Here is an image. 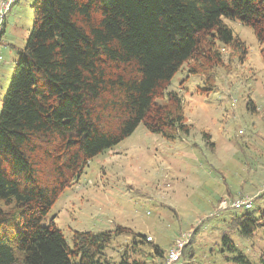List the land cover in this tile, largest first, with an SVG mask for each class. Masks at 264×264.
<instances>
[{
	"label": "trees",
	"instance_id": "obj_1",
	"mask_svg": "<svg viewBox=\"0 0 264 264\" xmlns=\"http://www.w3.org/2000/svg\"><path fill=\"white\" fill-rule=\"evenodd\" d=\"M33 20L0 113V264H111L106 249L130 230L74 232L70 249L44 220L89 162L140 124L169 141L189 134L173 78L187 63L211 81L223 46L244 60L246 46L224 20L251 28L264 57V0H35ZM241 212L229 227L251 238L264 211ZM146 237L132 241L134 254L145 247L163 260ZM222 242L236 250L227 234Z\"/></svg>",
	"mask_w": 264,
	"mask_h": 264
},
{
	"label": "rangeland",
	"instance_id": "obj_2",
	"mask_svg": "<svg viewBox=\"0 0 264 264\" xmlns=\"http://www.w3.org/2000/svg\"><path fill=\"white\" fill-rule=\"evenodd\" d=\"M34 1L20 0L6 18L0 44V113L15 62L33 28ZM224 22L245 44L244 60L241 51L223 46L224 66L211 81L190 73L186 63L169 86L183 100L190 133L169 141L140 124L130 137L93 158L77 184L61 194L43 225L54 222L70 249L74 232L123 227L130 233L114 236L105 251L111 264L122 256L163 264L152 261L149 248L134 254L132 241L139 234L153 236L152 244L165 255L177 239L191 234L193 244L179 264H238L232 259L240 255L249 264H261L264 227L251 238L241 236L229 224L242 212L221 205L251 197L254 212L264 211L263 48L251 28ZM225 234L235 251L223 245Z\"/></svg>",
	"mask_w": 264,
	"mask_h": 264
},
{
	"label": "built area",
	"instance_id": "obj_3",
	"mask_svg": "<svg viewBox=\"0 0 264 264\" xmlns=\"http://www.w3.org/2000/svg\"><path fill=\"white\" fill-rule=\"evenodd\" d=\"M18 0H0V34L4 29L6 18L9 13H11L12 8L17 4ZM3 63V58L0 55V69ZM222 209H233L236 211H251L254 209V199L251 197H242L232 202L222 203ZM191 239L190 235H184L177 239L175 243L170 247L168 253L163 259V264H179L183 255L185 248L188 246ZM146 242L154 243L153 236H147L145 238Z\"/></svg>",
	"mask_w": 264,
	"mask_h": 264
},
{
	"label": "crops",
	"instance_id": "obj_4",
	"mask_svg": "<svg viewBox=\"0 0 264 264\" xmlns=\"http://www.w3.org/2000/svg\"><path fill=\"white\" fill-rule=\"evenodd\" d=\"M6 22H7V21H6ZM6 22H5V26H4L5 28H6V25H7ZM5 28H4V31H3L4 33H5ZM1 42H2V40H1ZM2 65H3V64H2ZM2 65H1V68H2ZM0 73H1V69H0ZM152 261L154 262L155 260L153 259Z\"/></svg>",
	"mask_w": 264,
	"mask_h": 264
}]
</instances>
